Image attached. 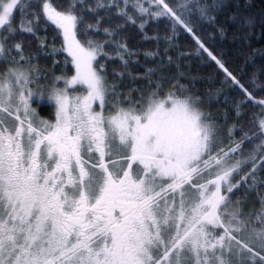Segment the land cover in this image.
<instances>
[{
	"label": "snow or ice",
	"instance_id": "6c2138e0",
	"mask_svg": "<svg viewBox=\"0 0 264 264\" xmlns=\"http://www.w3.org/2000/svg\"><path fill=\"white\" fill-rule=\"evenodd\" d=\"M223 7L0 0V112L13 118L0 127V264H264V107L236 133L202 111L199 94L156 75L163 57L144 87L117 84L133 76L127 27L168 21V45L180 29L191 34L251 101L196 35L194 20L218 25ZM144 55L155 62L158 53ZM164 56L173 63L167 48ZM109 60L120 70L109 73ZM36 95L55 101L54 119L38 118ZM253 192L259 212L243 207Z\"/></svg>",
	"mask_w": 264,
	"mask_h": 264
},
{
	"label": "trees",
	"instance_id": "16d2710c",
	"mask_svg": "<svg viewBox=\"0 0 264 264\" xmlns=\"http://www.w3.org/2000/svg\"><path fill=\"white\" fill-rule=\"evenodd\" d=\"M206 2L211 5L215 0H206ZM223 4L222 9L216 10L218 25L194 20L196 35L252 94L251 101H247V96L243 94L239 86L226 82L224 71L216 65L215 61L207 57V53L199 50L191 34L180 29L171 45H168L164 40L165 31L171 32L168 21L164 23L153 21V26L147 28L144 33L131 25L127 27L123 39L136 54L131 57L133 63L130 65V71L133 76L125 75L122 82L117 80L121 91L144 87L147 82L143 79L146 69L157 67L160 58L163 57L164 66L156 75L160 76V72H163L164 77L176 78L186 88L199 94L208 103L210 111L215 113L211 115V119L220 124L226 122L231 127L235 125L236 133L241 126L251 127L253 118L259 117L264 107L258 104L259 101L264 100V0H223ZM129 11L131 12L132 9L129 8ZM233 14H238L236 21L232 20ZM249 18L251 23L243 22ZM219 25L224 28L223 34L218 30ZM245 33H248V39H241ZM48 41L49 43L52 41L51 34L48 35ZM166 48L174 57L171 64H168L167 56H164ZM146 51L158 53L155 62L144 55ZM51 66V59L41 58V67H47L50 70ZM106 66L109 73L113 71V68L120 70L118 60H109ZM169 86L164 85L165 89ZM132 94L135 95L134 92ZM242 100L246 101V104L241 105L242 111L237 115L235 108ZM39 114L51 120L54 115L53 107L46 104L40 108ZM238 120L240 123H237ZM235 138L239 140V135ZM251 194L258 198V193ZM260 209L258 207L254 212H259Z\"/></svg>",
	"mask_w": 264,
	"mask_h": 264
},
{
	"label": "rangeland",
	"instance_id": "374dc122",
	"mask_svg": "<svg viewBox=\"0 0 264 264\" xmlns=\"http://www.w3.org/2000/svg\"><path fill=\"white\" fill-rule=\"evenodd\" d=\"M3 65H0V68H2ZM32 107H34L36 109L37 112V116L39 119L41 120H47L46 118H44L43 116H40L39 114V110L42 106L44 105H51L53 107L54 113H55V101L54 100H50L47 95L41 97L40 95H36L33 96V98L30 101ZM202 111L206 112L209 117L211 118V115H215V113H212L209 109V105L208 103L205 101L203 106H202ZM12 117H8L6 113L0 112V127L5 126V122H7V126H11V122H12ZM54 119V115L53 118ZM226 123V122H225ZM228 125V124H227ZM228 127L230 128L231 126L228 125ZM230 144V141H227L224 145V148H226L228 145ZM245 151H247V149H245ZM254 193V192H253ZM246 199L248 202L243 205V207L249 211V212H254V210L258 207L261 208L260 202L258 200V198L252 194H247ZM256 211V210H255Z\"/></svg>",
	"mask_w": 264,
	"mask_h": 264
}]
</instances>
